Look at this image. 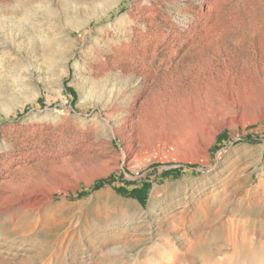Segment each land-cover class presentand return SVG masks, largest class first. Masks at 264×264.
Listing matches in <instances>:
<instances>
[{"label": "rangeland", "instance_id": "1", "mask_svg": "<svg viewBox=\"0 0 264 264\" xmlns=\"http://www.w3.org/2000/svg\"><path fill=\"white\" fill-rule=\"evenodd\" d=\"M203 4L0 0V196L52 194L34 240L64 236L61 264H264V38L189 49L264 0ZM154 48L157 78L123 57ZM209 59L230 79L199 98Z\"/></svg>", "mask_w": 264, "mask_h": 264}, {"label": "bare ground", "instance_id": "2", "mask_svg": "<svg viewBox=\"0 0 264 264\" xmlns=\"http://www.w3.org/2000/svg\"><path fill=\"white\" fill-rule=\"evenodd\" d=\"M214 1L216 0H203L204 4L201 7V9L205 11L202 13L203 17H206ZM130 18L131 15L128 13L122 15L114 22H109L106 25V29L118 26V30H124L125 24L128 20L134 21ZM152 25L153 23L151 22L150 26ZM150 26L147 27L146 24L143 26V28L148 33L146 36H148L152 30ZM158 36L156 35L155 37H152L149 35L146 40L149 43H153L154 41L159 40ZM160 36L163 37V34H160ZM174 36L175 35H173V37ZM254 36H262L261 38H264V10L258 13L256 16L247 14L241 18L230 19L226 26L218 33L212 34L207 32L199 34L193 39L192 42H190L189 49H195L197 54L202 55L211 47L217 49L221 45L226 44V41H229L231 45L239 46L244 39ZM129 39L130 37L127 39V41H129ZM144 39L145 37H141L142 41H144ZM169 47L172 48L173 45H169ZM174 51H172L170 54H167V58H170ZM144 52H138L137 56L127 55L123 57H130L132 62L137 61L142 69H150L149 66L152 65L153 73H148L147 77L153 76L157 78L159 71L158 68L155 67V63L161 58L159 57V54L155 48L152 49L151 53H148L147 51ZM222 64L223 63L220 60H217V63H213V61L210 59L209 61L200 64V70L194 77L197 83L196 91L199 95V98L202 97L205 87L214 89L216 88L215 86L217 85L219 77H225L226 81L230 79L228 74L223 75L221 68H216ZM228 93L229 92H227V94ZM219 108H221V106ZM219 108L217 109V112L215 111L217 114L221 113ZM204 132L206 134L211 132L210 126H206L204 128ZM123 149V152H125L128 151L130 147L126 146L123 147ZM156 193L157 191L155 190L153 195ZM51 195L52 194H44L38 186L36 188H32V186L29 184L15 185L5 182V188L3 189V192L0 196V241L2 239L5 240V247H3V250L0 248V253L4 252L6 254L16 255V252H12L13 249L16 247H22V253H20L22 259L14 262L9 258L0 257V264H61V260L63 259L64 240L66 239L64 236L62 237L59 235L53 242L47 241L40 243L34 240L44 228V219L40 217L39 213L44 208L43 206H45V204L50 201ZM157 208L158 199H156L155 196L151 203L150 212ZM33 215L34 217H32ZM9 227L11 228L9 229ZM33 244H36L37 248H35V252L29 253L31 251L30 248L35 246Z\"/></svg>", "mask_w": 264, "mask_h": 264}]
</instances>
